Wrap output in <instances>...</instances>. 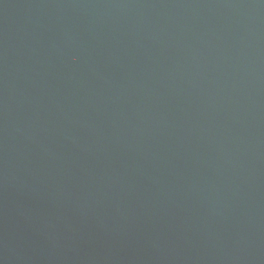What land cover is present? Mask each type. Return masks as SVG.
<instances>
[{"label": "water", "instance_id": "water-1", "mask_svg": "<svg viewBox=\"0 0 264 264\" xmlns=\"http://www.w3.org/2000/svg\"><path fill=\"white\" fill-rule=\"evenodd\" d=\"M0 264H264V0H0Z\"/></svg>", "mask_w": 264, "mask_h": 264}]
</instances>
